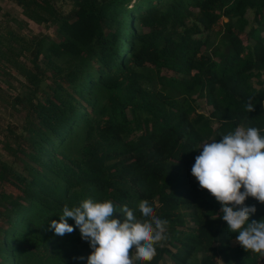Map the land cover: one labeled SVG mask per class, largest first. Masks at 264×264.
Returning a JSON list of instances; mask_svg holds the SVG:
<instances>
[{"label": "trees", "instance_id": "obj_1", "mask_svg": "<svg viewBox=\"0 0 264 264\" xmlns=\"http://www.w3.org/2000/svg\"><path fill=\"white\" fill-rule=\"evenodd\" d=\"M11 1L55 37L39 38L22 68L32 82L16 98L24 132L16 149L5 143L21 165L0 157V264H88L94 250L74 219L72 233L49 229L86 199L138 220L147 200L169 221L153 260L134 264H264L191 171L204 143L237 127L264 136V0ZM0 47L12 61L15 45ZM245 205L264 219V204Z\"/></svg>", "mask_w": 264, "mask_h": 264}, {"label": "clouds", "instance_id": "obj_2", "mask_svg": "<svg viewBox=\"0 0 264 264\" xmlns=\"http://www.w3.org/2000/svg\"><path fill=\"white\" fill-rule=\"evenodd\" d=\"M246 110H255L251 98ZM260 133L255 127H237L219 141L204 143L191 171L200 187L222 205L221 217L229 232L238 233L236 242L245 251L264 255V219L250 220L257 208L245 205L249 197L264 204V136ZM139 211L142 219L138 220L126 205L117 211L111 200L86 199L71 208L65 204L59 221L52 220L49 229L62 237L74 231L68 218L74 219L82 239L94 250L88 264L150 262L157 254L156 245L168 239L169 221L158 218L147 200L139 203ZM115 212L123 214V222L113 218Z\"/></svg>", "mask_w": 264, "mask_h": 264}, {"label": "rangeland", "instance_id": "obj_3", "mask_svg": "<svg viewBox=\"0 0 264 264\" xmlns=\"http://www.w3.org/2000/svg\"><path fill=\"white\" fill-rule=\"evenodd\" d=\"M252 16L253 14L250 13V17ZM46 35L55 37V27L28 19L22 7L11 0H0V39L15 45V48L7 53V57L11 56L12 61H5V57L0 53V59L3 62L0 65V157L16 166L21 165L22 155L10 151L5 147V143L8 141L11 147L16 149V139L24 132L26 114L17 104L16 98H21L23 95L28 97L32 82L23 74L22 68L30 65L29 48ZM199 37L205 39L206 35ZM245 41L248 42V39ZM1 51L5 50L0 47ZM199 104L201 111L207 114L210 112L211 106H208L204 100H199ZM4 187L7 190H13L8 185ZM166 261L172 263L169 257H166Z\"/></svg>", "mask_w": 264, "mask_h": 264}]
</instances>
